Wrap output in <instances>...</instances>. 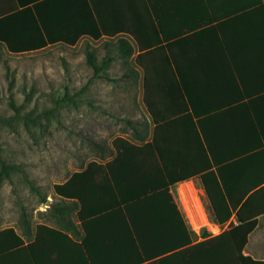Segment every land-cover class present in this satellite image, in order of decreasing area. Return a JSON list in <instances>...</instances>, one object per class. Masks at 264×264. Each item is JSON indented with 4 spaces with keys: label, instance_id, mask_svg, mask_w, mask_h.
Masks as SVG:
<instances>
[{
    "label": "trees",
    "instance_id": "1",
    "mask_svg": "<svg viewBox=\"0 0 264 264\" xmlns=\"http://www.w3.org/2000/svg\"><path fill=\"white\" fill-rule=\"evenodd\" d=\"M85 1L88 2L86 10L58 8L57 18L66 15L69 20V13L73 15L71 23L44 25L38 23L35 16L36 21L32 22L30 16L33 10L36 12L35 8L0 18V47L10 55H23L52 46L73 48L81 38L92 42L103 40L105 49L112 45L116 57L127 67L124 77L131 80L130 85L140 84L141 105L152 126L151 139L144 142L142 135L148 125L143 123L142 130L132 127L131 139L116 137L111 141L113 165L125 168H131L132 162L138 165L131 170L134 177L117 180V192L111 195L109 205L102 200L95 207L94 201L87 202L73 190V182L81 178L78 172L66 183L52 186L59 200L51 205L52 225L41 223L32 228L23 208L24 239L21 240L13 228L0 231V264H264L243 254L258 219L264 221V168L245 171L244 164L256 158L264 162V150L256 153L255 148L249 146L235 151L230 147H234L236 139L210 138V130L204 127L206 119L199 118L194 111L189 113L187 88L178 77L175 52L186 51L179 46L190 43L186 38L195 31L181 21L176 27L179 30L172 29L177 15L165 8L167 0H114V3L104 0L101 7H95L93 0ZM84 15L86 17L81 19ZM27 29L29 33L24 32ZM34 31L40 35L33 36ZM85 58L93 79L112 82L104 73L113 57L106 56L98 64L93 52L87 51ZM89 83L74 96H69L64 88L63 95L54 100L53 108L43 115L55 116L61 104L75 105L74 98L83 93ZM166 95L168 97L164 98ZM9 104L17 113L18 108L11 101ZM164 108L186 113L178 121L193 124L190 131L200 149V162L193 173L183 171L172 176L163 173L159 186L157 181L146 177L144 165L146 155L153 153L160 162V147L165 145L161 134L168 125L167 120H162L167 114H160ZM38 118L41 117H27L25 122L35 124ZM221 148L230 149V156L219 158ZM111 166L98 168L106 171ZM12 169L1 163L0 182L8 179ZM260 171L262 175L258 177L255 173ZM191 178L198 181L205 193L204 209L209 222L226 226L216 236H211L205 227L195 233L168 193V187L174 183ZM30 190L40 194L31 183ZM45 202L46 198L40 197V203ZM65 202H71L78 209L74 215L76 225L66 224L65 206L61 205ZM67 208L70 211L71 207Z\"/></svg>",
    "mask_w": 264,
    "mask_h": 264
},
{
    "label": "crops",
    "instance_id": "2",
    "mask_svg": "<svg viewBox=\"0 0 264 264\" xmlns=\"http://www.w3.org/2000/svg\"><path fill=\"white\" fill-rule=\"evenodd\" d=\"M103 1L93 0L92 3L95 7H101L100 3ZM112 2L114 3V0ZM87 3L85 0H0V18H6L8 15L17 16V12L25 8H35L36 12L33 10V16H30L32 22L36 21L35 16L37 22L44 25L71 23L73 15L69 13V20L65 18L66 15L63 18H57L58 8L86 10ZM166 6L167 10H173L177 15L175 26H172V29L179 30L176 27L181 21L190 26L189 30L195 31L190 38H186L190 39V43L179 44V48L181 50L185 48L186 51L175 52L178 77L187 88L186 103L190 106L189 113L194 111L199 114V118L206 119L207 124H204V127L210 130L208 134L210 138L223 140L233 138L236 139V143L233 148L230 147L231 149L238 151L252 146L256 153L261 152L264 150V0H167ZM82 17L85 18L86 15L81 16V19ZM15 21L18 24V20ZM24 32L29 33L28 29ZM46 32L50 33V31ZM38 34L34 31L33 36L38 37ZM86 40L88 39L81 38L77 44ZM138 86L141 102L140 84ZM166 97L168 95L164 98ZM160 114H167L162 120H167L168 123L161 134L165 145L160 147L162 154L160 162H157L153 153L146 155L144 165L147 170L146 177L153 182L157 181L159 186L162 185L163 173H167L168 176L183 171L193 173L198 170L200 162V149L190 131L193 124L189 121H178L185 117L186 113L173 112L164 108ZM145 115L144 123L148 125V130L142 136L144 142L147 143L151 139L152 126L146 112ZM96 150L94 158L80 162L78 169L71 171L62 182L52 184V186L64 184L73 173L79 172L81 178L73 182V190L77 191L87 202L94 201L95 207L99 206L102 200L109 205L111 195L117 192V180L134 177V172L131 170L138 165L133 162L130 163L131 168L129 166L125 168L120 164L113 165L111 160L114 153L110 144L107 147L98 146ZM230 151V149L221 148L219 158L230 156ZM106 164H112L109 170L102 171L98 168ZM244 167H246L245 171L260 170L264 168V162L262 158H256L255 161L246 162ZM69 168L73 169L72 166ZM255 174L258 177L262 175L261 171ZM184 184L190 185L200 198L205 200V204L207 199L200 184L194 178L176 182L168 187V193L178 211L191 229L198 234L203 224L192 225L188 217L190 205L184 207L183 195L178 191V187ZM175 188L177 193L174 192ZM43 197L46 198V202H39L34 215L25 210L32 228L41 223L52 225L51 205L59 203V200L53 192L51 196ZM61 205L65 206L66 224L71 222L76 225L74 215L78 209L71 202ZM67 206H70L72 210L70 208L68 211ZM23 208L20 206L19 213L14 211L11 214L0 210V231L13 228L15 234L23 240L21 227ZM35 213H37L36 216ZM260 220L259 218L256 229ZM231 221L235 224L234 218ZM252 233L248 237L243 254L264 262L249 254L248 245ZM1 244L0 242V246Z\"/></svg>",
    "mask_w": 264,
    "mask_h": 264
},
{
    "label": "rangeland",
    "instance_id": "3",
    "mask_svg": "<svg viewBox=\"0 0 264 264\" xmlns=\"http://www.w3.org/2000/svg\"><path fill=\"white\" fill-rule=\"evenodd\" d=\"M103 45V40H86L73 48L52 46L23 55H10L0 47V171L1 163L13 167L8 179L0 182L4 213H19L23 206L34 215L40 197L52 195V184L62 182L80 162L94 158L98 146L107 147L116 137L131 139L133 126L142 130L146 115L139 86L130 85L131 80L124 77L127 67L113 46L105 49ZM87 51L93 52L98 64L106 56L114 58L104 73L112 82L92 78ZM89 81L87 89L74 98L75 105L61 104L55 116L43 115L64 88L74 96ZM35 116L41 117L35 124L25 122ZM30 183L39 188V195L30 190ZM196 196L210 224L205 200L197 192ZM208 224L202 226L208 228ZM248 251L264 260L262 219L250 236Z\"/></svg>",
    "mask_w": 264,
    "mask_h": 264
},
{
    "label": "bare ground",
    "instance_id": "4",
    "mask_svg": "<svg viewBox=\"0 0 264 264\" xmlns=\"http://www.w3.org/2000/svg\"><path fill=\"white\" fill-rule=\"evenodd\" d=\"M178 191L181 195H183L182 203L184 207L190 205L191 209L188 216L190 217L192 225L198 226L200 224H206L205 216L201 211L198 198H196L195 190L190 185L184 184L178 187ZM193 209H195L194 213H192Z\"/></svg>",
    "mask_w": 264,
    "mask_h": 264
},
{
    "label": "built area",
    "instance_id": "5",
    "mask_svg": "<svg viewBox=\"0 0 264 264\" xmlns=\"http://www.w3.org/2000/svg\"><path fill=\"white\" fill-rule=\"evenodd\" d=\"M208 224V223H206ZM204 227V226H203ZM208 228H206L207 232L211 235V236H216L218 235L222 230H224V227H221L219 225L213 224L210 222V224H208L207 226Z\"/></svg>",
    "mask_w": 264,
    "mask_h": 264
}]
</instances>
